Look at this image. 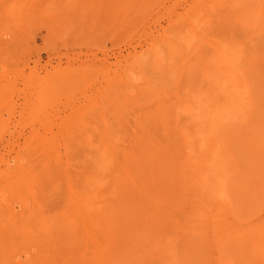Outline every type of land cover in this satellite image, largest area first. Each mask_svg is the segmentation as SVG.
<instances>
[{"label": "rangeland", "instance_id": "rangeland-1", "mask_svg": "<svg viewBox=\"0 0 264 264\" xmlns=\"http://www.w3.org/2000/svg\"><path fill=\"white\" fill-rule=\"evenodd\" d=\"M0 264H264V0H0Z\"/></svg>", "mask_w": 264, "mask_h": 264}, {"label": "bare ground", "instance_id": "bare-ground-1", "mask_svg": "<svg viewBox=\"0 0 264 264\" xmlns=\"http://www.w3.org/2000/svg\"><path fill=\"white\" fill-rule=\"evenodd\" d=\"M22 177V176H21ZM15 182V181H14ZM25 183V182H24ZM19 203V202H18ZM16 203V204H14V206H11V210L12 211H14L15 212V210L16 211H18L17 213H15L16 215H19V214H22V212H23V210H20V209H24L23 207H24V205L22 204V203ZM17 204H18V206H17ZM16 205V206H15ZM18 208H20V209H18ZM7 211V210H6ZM9 211V210H8ZM10 212V211H9ZM2 213V212H1ZM3 214V213H2ZM14 214V215H15ZM13 215V214H12ZM5 217V216H4ZM7 217H9V216H7ZM12 218V217H11ZM10 218V219H11ZM8 219V218H7ZM13 220V219H12ZM244 236V235H243ZM230 238V237H229ZM229 238H227V240L229 239ZM261 255V254H260ZM22 256H23V254H22ZM20 258H21V256H19ZM27 257V256H26ZM29 257V256H28ZM23 258H24V256H23ZM22 258V259H23ZM20 260V259H19ZM27 261V260H26ZM19 262V261H18ZM21 262V261H20ZM22 262H24V261H22Z\"/></svg>", "mask_w": 264, "mask_h": 264}]
</instances>
